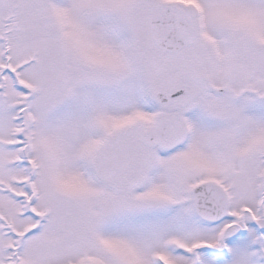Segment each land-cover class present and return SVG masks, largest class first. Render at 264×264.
<instances>
[{
	"label": "snow or ice",
	"instance_id": "snow-or-ice-1",
	"mask_svg": "<svg viewBox=\"0 0 264 264\" xmlns=\"http://www.w3.org/2000/svg\"><path fill=\"white\" fill-rule=\"evenodd\" d=\"M0 264H264V0H0Z\"/></svg>",
	"mask_w": 264,
	"mask_h": 264
}]
</instances>
